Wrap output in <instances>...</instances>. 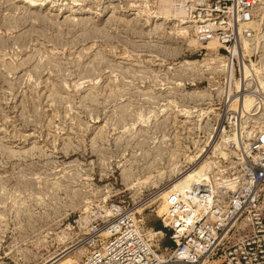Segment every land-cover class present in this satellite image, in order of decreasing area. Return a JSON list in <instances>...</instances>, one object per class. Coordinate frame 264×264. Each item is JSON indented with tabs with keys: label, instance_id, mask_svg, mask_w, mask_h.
<instances>
[{
	"label": "rangeland",
	"instance_id": "1",
	"mask_svg": "<svg viewBox=\"0 0 264 264\" xmlns=\"http://www.w3.org/2000/svg\"><path fill=\"white\" fill-rule=\"evenodd\" d=\"M204 2L0 0V264L83 261L124 215L162 250L176 180L264 164V0L228 53Z\"/></svg>",
	"mask_w": 264,
	"mask_h": 264
},
{
	"label": "built area",
	"instance_id": "2",
	"mask_svg": "<svg viewBox=\"0 0 264 264\" xmlns=\"http://www.w3.org/2000/svg\"><path fill=\"white\" fill-rule=\"evenodd\" d=\"M254 7L253 0L195 5L196 37L215 40L228 53L243 35L249 37ZM239 160V168L218 173L222 184L196 181L166 196L169 247H153L146 229L124 215L107 225L98 249L72 264H264V164L256 170Z\"/></svg>",
	"mask_w": 264,
	"mask_h": 264
},
{
	"label": "bare ground",
	"instance_id": "3",
	"mask_svg": "<svg viewBox=\"0 0 264 264\" xmlns=\"http://www.w3.org/2000/svg\"><path fill=\"white\" fill-rule=\"evenodd\" d=\"M179 3L176 4L175 6L172 7L171 9V14H173L174 17H177L179 16L180 14H184L185 15V11H184V8L180 5V7L182 8V12L181 10L178 8L179 7ZM173 19V18H172ZM190 24L192 23V21H188ZM186 21H181L182 24H186L188 23ZM215 40H209L207 41V45H214L215 46ZM242 43H245V41H242L240 43V45ZM206 45V46H207ZM240 45H237L235 46L234 48L231 49V53L232 54H237L238 53V50H239V47ZM205 46V47H206ZM243 48V46H242ZM215 51H213L212 53H214V56L217 57L218 56V53L216 52V47L214 48ZM216 52V53H215ZM208 54V53H207ZM239 54V53H238ZM219 145H221L220 142H218ZM215 149V148H214ZM220 155H228V153H223V152H220ZM204 163V162H203ZM203 163H201V165L199 167H197L196 169H193L191 171H189L188 173L184 174L181 178H179L178 180L175 181L174 183V186H178L179 184H183V187L189 189L196 181H201V180H206L208 182L209 181V169H210V166H208V164L206 165H203ZM221 181L219 180L217 183H215L216 185L220 184ZM222 184V183H221ZM171 192V191H170ZM169 192V193H170ZM168 193V194H169ZM167 194V195H168ZM166 195V196H167ZM165 196V198H166ZM165 215V207H164V214L162 216V224L166 222V219L164 217ZM146 231L149 235H151V237L153 235H156V234H163L161 230H158L156 232L152 231V230H148L146 228ZM107 231L103 232L102 234H106ZM76 250H80L79 249H76ZM63 252V251H62ZM67 253V252H66ZM60 254V253H59ZM71 262H73V259L71 260L69 255H66L65 257L64 256H51L50 258H48L47 260H45L42 264H71Z\"/></svg>",
	"mask_w": 264,
	"mask_h": 264
},
{
	"label": "trees",
	"instance_id": "4",
	"mask_svg": "<svg viewBox=\"0 0 264 264\" xmlns=\"http://www.w3.org/2000/svg\"><path fill=\"white\" fill-rule=\"evenodd\" d=\"M157 227V226H156ZM157 229H159L158 227H157Z\"/></svg>",
	"mask_w": 264,
	"mask_h": 264
}]
</instances>
